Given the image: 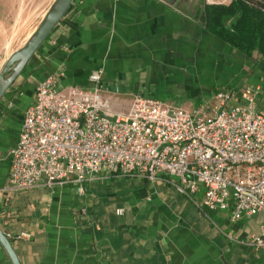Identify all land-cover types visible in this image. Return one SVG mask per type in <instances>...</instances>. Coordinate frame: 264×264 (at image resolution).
<instances>
[{"label": "crops", "instance_id": "1", "mask_svg": "<svg viewBox=\"0 0 264 264\" xmlns=\"http://www.w3.org/2000/svg\"><path fill=\"white\" fill-rule=\"evenodd\" d=\"M52 2L0 0V69ZM213 3L72 0L0 99V228L20 264H264V247L248 241L261 214L232 220L231 208L203 207L202 191L193 201L175 177L96 174L5 190L24 111L47 77L59 89L86 88L90 73L102 70L103 87L127 102L144 96L187 109L211 104L221 88L254 82L262 92L264 56H247L207 29L202 8ZM0 264H11L1 244Z\"/></svg>", "mask_w": 264, "mask_h": 264}, {"label": "built area", "instance_id": "2", "mask_svg": "<svg viewBox=\"0 0 264 264\" xmlns=\"http://www.w3.org/2000/svg\"><path fill=\"white\" fill-rule=\"evenodd\" d=\"M102 75L92 71L86 88L59 89L53 76L38 83L10 150L5 190L80 183L96 174L174 176L180 192L194 201L202 190L201 205L231 208L232 220L261 214L260 232L248 241L264 247L261 85L221 88L211 104L187 109L144 96L127 102L103 87Z\"/></svg>", "mask_w": 264, "mask_h": 264}, {"label": "trees", "instance_id": "3", "mask_svg": "<svg viewBox=\"0 0 264 264\" xmlns=\"http://www.w3.org/2000/svg\"><path fill=\"white\" fill-rule=\"evenodd\" d=\"M207 29L247 56L264 53V0L204 4Z\"/></svg>", "mask_w": 264, "mask_h": 264}, {"label": "water", "instance_id": "4", "mask_svg": "<svg viewBox=\"0 0 264 264\" xmlns=\"http://www.w3.org/2000/svg\"><path fill=\"white\" fill-rule=\"evenodd\" d=\"M71 2L72 0H53L35 30L20 47L12 51L7 57L0 69V99L53 27L66 13ZM0 244L7 253L11 264H20L8 237L1 228Z\"/></svg>", "mask_w": 264, "mask_h": 264}, {"label": "rangeland", "instance_id": "5", "mask_svg": "<svg viewBox=\"0 0 264 264\" xmlns=\"http://www.w3.org/2000/svg\"><path fill=\"white\" fill-rule=\"evenodd\" d=\"M32 1H34V0H32ZM19 43H21V42H17L16 43V45L17 44H19ZM15 46V43L13 44V47ZM260 56H262V55H260ZM261 74H264V69L261 71ZM261 74H260V76H261ZM264 76V75H263ZM262 82L264 83V78H262ZM254 83V82H253ZM253 83H250L249 85H252ZM249 85H245V86H249ZM258 103H260L261 104V107H259L258 105H256V110H257V108L258 109H264V90L261 92L260 91V94H259V96L257 97V104ZM195 103L193 102V104L191 105V106H189V107H193V106H195L194 105ZM205 104V103H204ZM196 106H198V105H196ZM195 106V107H196ZM185 107V106H184ZM171 177H174V176H171ZM175 179L176 180H178L176 177H175ZM202 191V190H201ZM110 192H113V191H110ZM200 195H202V192H200ZM115 200L116 201H118V197H116V195H115Z\"/></svg>", "mask_w": 264, "mask_h": 264}]
</instances>
